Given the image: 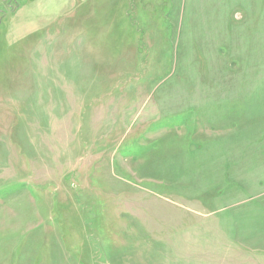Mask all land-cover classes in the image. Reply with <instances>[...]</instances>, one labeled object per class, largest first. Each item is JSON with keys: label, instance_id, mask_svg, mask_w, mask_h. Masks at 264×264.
<instances>
[{"label": "rangeland", "instance_id": "rangeland-1", "mask_svg": "<svg viewBox=\"0 0 264 264\" xmlns=\"http://www.w3.org/2000/svg\"><path fill=\"white\" fill-rule=\"evenodd\" d=\"M0 264H264V0H0Z\"/></svg>", "mask_w": 264, "mask_h": 264}]
</instances>
